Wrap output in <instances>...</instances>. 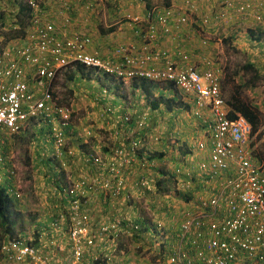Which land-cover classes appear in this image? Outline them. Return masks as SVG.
Segmentation results:
<instances>
[{
  "label": "built area",
  "instance_id": "obj_1",
  "mask_svg": "<svg viewBox=\"0 0 264 264\" xmlns=\"http://www.w3.org/2000/svg\"><path fill=\"white\" fill-rule=\"evenodd\" d=\"M59 1L63 9L61 28L44 21L45 12L29 0L34 18L25 39L18 45L3 44L0 40V131L17 133L30 120H44L56 146H61L71 111L56 104L53 84L59 74L74 66L121 81L147 79L174 84L191 98L195 116L201 117L204 111L208 113L204 132L209 140L198 144L204 157L190 177L201 183L198 212L182 222L179 249L176 256L170 257L169 264H234L239 254L264 264V166L253 155L248 122L242 117H229V108L220 90L219 66L205 60L203 70L199 71L185 62L184 55L181 61H175L168 53L153 50L150 43L157 38L155 25H150L142 36L145 43L141 48L120 47L112 57L106 58L89 53V37L75 31L68 34L70 17L65 14L69 7L65 0ZM183 1L193 8L191 0ZM250 7V2L244 3L238 12L244 14ZM172 17L171 10L155 16L164 34L170 31ZM132 21L139 24L141 19L135 17ZM185 21L184 17L178 19L179 23ZM123 153V150L115 152L119 167L127 166L130 160L121 158ZM140 161L149 164L147 154ZM95 162L101 163L99 159ZM92 182L95 185L96 181ZM83 183L76 185L77 194L74 188L69 191L73 201L50 227L53 232L67 230L70 264H97L100 257H85L86 249L94 247L103 237L117 238L120 221L102 224L98 234L93 235L88 214L82 211L76 198L83 194L80 189ZM99 184L97 188L104 192L110 188L107 182ZM119 186L120 183L115 188L116 196ZM32 242L25 235L7 238L1 246L5 264L58 263L54 250L49 249V255H43ZM57 247L63 246L57 244ZM189 249L191 254L187 255ZM108 258L104 256L105 261Z\"/></svg>",
  "mask_w": 264,
  "mask_h": 264
},
{
  "label": "rangeland",
  "instance_id": "obj_2",
  "mask_svg": "<svg viewBox=\"0 0 264 264\" xmlns=\"http://www.w3.org/2000/svg\"><path fill=\"white\" fill-rule=\"evenodd\" d=\"M14 1L15 0H0V14L4 13L5 16H8V13L15 12L16 5ZM214 1L204 0L200 2L202 8L199 10H211L213 6L212 2ZM37 2L44 4L46 8H49L50 14H52V8L55 10L58 9L54 0H37ZM66 2L69 6V13L72 17L70 25L74 24L73 28L75 29L77 27L88 29V34L92 36V39L96 40L98 39L97 36H101L100 38L108 37V28L111 26L117 27L116 22L119 23L118 25L124 26L130 24L129 18L141 16L147 10L146 3L152 9L164 6L163 0H66ZM215 5L216 3L214 2V6ZM207 6L209 7L206 9ZM252 7L253 12L248 16V20L241 18H238L237 20L235 19L238 23L231 25L229 28H225L224 26L221 27V25H219L214 30L207 29V32H202L201 35L198 32H194L189 25L185 26L184 30L183 26L175 30V32L179 34L178 41H180V44L185 41L183 43L185 48L189 49L188 52H192L190 53V56L195 65H198L202 58L206 60L209 58L216 66H219L221 74L223 71L224 76H222L221 88L223 97L226 100L232 86H226L224 83L228 78L234 77V71L239 73L238 77L232 78L235 85L242 84L247 79L252 78V74L238 70L244 64L248 62L254 63L260 72V75L264 76V0H258ZM116 14L118 15L116 17L117 19L113 18ZM256 14L263 16L262 18H259V20L256 19ZM60 16L62 17V14H60ZM235 20L233 23H235ZM8 21L9 18L5 20L4 24L8 25ZM4 24L0 21L1 34L5 32L2 31V25ZM100 29L105 31V33L107 32V34H101ZM257 37H261L260 42L256 40ZM201 38L206 40L204 45L201 44ZM117 46L118 44L114 47ZM70 71L71 70L60 74L57 78V102L59 105L68 107L72 110V125L81 127L88 126L87 132H89V134H86L85 128L84 131H82V128L79 130V134H76L73 143L71 141H66V147L68 150L65 148V151L68 152L70 150V154H64L63 157L60 158V161H57L52 154L54 148L52 142L48 138L49 135L45 136L44 130V133L38 136V133H35V129L33 128V125L36 126L35 122H29L30 124L27 125L28 128L26 126L25 131H21L18 134L1 135L0 137V156H4L7 162V164H3L5 168H0V185L6 182L7 184L11 183V188L14 190L16 189L21 194V199L15 203L14 211L16 210L20 215H16V217L14 216L13 218L12 237L17 236L18 233L22 234L25 232L28 235L32 234L36 239L38 233L35 232L34 225L38 218H42L41 213L43 212H41V209L43 207L48 209V211L44 210L47 215L42 219H50V214H54L48 205L52 202L58 204L55 203V199L61 202L60 198L50 195L51 188L53 187V184H51V175L53 170H55L54 168L57 169L56 175L59 180L64 182L65 188L68 187L69 189H72L73 186L76 187L77 183L73 184L71 181L88 178V181L91 182V179L87 177L83 171L87 168V166L85 169L82 167V164L85 163V161L82 159L80 160L79 155L71 148L72 144L75 147H81L78 138L81 139L80 141H93L95 140V136L100 144L110 145L113 144L118 137H125V140L129 142L137 135V131L135 130L130 133L124 131L120 126H117V114L119 113L120 116H122L124 112H114L117 114L114 115L112 119L107 120L102 114H104L105 110L110 107V105H108V103L105 105L106 101H102L99 104L100 106L92 105L91 102L94 101L95 94L102 90V87H99L98 81L95 79L93 81L87 79L84 80L79 76L72 81L69 79L70 77L68 76V73H70L73 78L74 75ZM104 84L106 88H103L108 91L107 93L110 92L113 96H115V94L117 95L118 91L117 89L115 90V86H110V84L106 83ZM165 86L166 85L164 84L161 85L163 88ZM164 89L166 95V87ZM123 92L131 95L130 101L134 102L133 99H135V94L130 88L125 86ZM243 92L244 95L247 96L253 104L259 108V110L263 111L262 113L264 114V77L257 81V85L253 90L244 89ZM86 93L90 95L89 99H86L84 96ZM179 95L182 100L180 101L186 103L183 96L179 93L178 97ZM83 97H85V99ZM122 100L123 98L118 96V99H115L113 103L122 106ZM185 100L188 101L186 97ZM102 103H104V105H101ZM141 106H143V103ZM129 107H131L130 104ZM157 113L158 118H156V122H154L151 127L146 128L145 136L143 137L142 135L140 138L142 141L141 147L148 146L149 148H157L158 150L162 148V150L154 151L153 153H168L162 159V165L160 167L163 171L168 172L172 169L175 161L180 160V155L178 153L174 154L173 152L169 153L166 148L171 146V141H177L179 143L185 138L184 136L189 135V137H191L192 131L198 133L200 123L199 120H196L195 117L191 115V109H174L171 112L172 115H169L170 113H166L162 108V111ZM127 115L130 116L129 114ZM142 116L143 119H145V115L141 114L140 118L133 117V120L136 123L142 122ZM107 121L112 122L111 129H107ZM148 122L150 121L145 120V123ZM161 126L162 129L160 128ZM260 131L261 140L257 142L255 138H252V141L255 142V153H259L260 156L264 157V121L260 127ZM155 137H159L157 142L154 141ZM200 139L201 137L195 142L196 145L193 149L194 155L187 158V160L193 165H197L200 158L204 157V153L197 147V142ZM41 141L44 142V146L39 150L38 156H41V159L39 160V163L36 164L31 161V157L32 154L36 152L35 146ZM106 147L108 146L106 145ZM98 155L101 156V153H98ZM47 159H50V166L47 165L48 168L43 164L44 161L47 162ZM8 170L9 173L13 172L11 176L7 172ZM7 175L11 177L12 180H7ZM53 176L55 178L54 173ZM164 187L167 188L165 195L162 194V199L157 198L156 205L152 204L153 206L151 208L149 207V211L145 209L147 204L146 200L142 199L140 202L137 201L139 204L137 207L139 206L138 211L143 213L145 219L148 221H159L168 235L172 229L171 227L169 228V224L175 220L172 219V215L175 212L177 214L183 213L187 206L183 204V201L180 202L178 200V197L180 196L178 195L179 192L174 191L175 189L173 188L171 181L165 184ZM159 192L162 193L161 186ZM50 224L51 222L49 223V226ZM148 236L151 240L153 238L152 241L154 243L156 242L155 246L151 248H148L149 245L147 243L142 244V242L139 241L132 242L127 240L126 237H123L120 240L121 252H118L116 256L114 255L112 257L114 264H166L167 258L162 262V260H155L153 256L158 253L160 245L164 240H167V243L172 244L171 236L165 238L166 236H162L159 232H156L155 234L150 233ZM6 237L7 233L0 225V247ZM1 261L2 257L0 254V263Z\"/></svg>",
  "mask_w": 264,
  "mask_h": 264
},
{
  "label": "trees",
  "instance_id": "obj_3",
  "mask_svg": "<svg viewBox=\"0 0 264 264\" xmlns=\"http://www.w3.org/2000/svg\"><path fill=\"white\" fill-rule=\"evenodd\" d=\"M35 2V0H31ZM165 1V6H168L169 3L167 0ZM15 12L8 13V16H5L4 13L0 14V21L2 24H4L5 20L9 18L8 25H2L3 27H6L8 32L2 34L6 41L9 40H20L24 39L27 31L30 27H32V22L34 18V13L29 7V0H15ZM40 10H44L42 7L38 6ZM1 13V12H0ZM100 33L107 34V32L110 34L114 31V27H110L107 32L100 29ZM137 36V35H136ZM139 38V36H138ZM261 37H257L256 40L260 42ZM241 72L250 73L252 74V78L247 79L242 84L235 85L232 78L238 77L239 73L237 71L233 72L232 78H228L224 84L226 86H232L230 89V93L227 96V105L230 109V118H237V117H243L248 124L251 127V137L255 138L257 142L261 140V131L260 127L263 124V117L264 114L263 111L259 110L257 106L253 104V102L244 95L243 90H253L255 86L257 85V81H259L263 75H260V72L258 71L256 65L252 62H248L244 64L240 69ZM76 71L78 72L81 77H86L88 80L92 79L90 78V72H86L82 67H77ZM261 77V78H260ZM70 80H74L73 76L69 78ZM99 79V84L105 85L102 80ZM96 80V79H95ZM114 82L115 80H111ZM166 86V95H165V87H161L160 84L152 83L147 80L138 79L131 82V89L139 90L140 93L144 96H142L147 103V106L155 111L158 110L160 106H164L165 112L170 113L173 111L174 108H180V109H191V106L181 102V96L178 94L180 93L177 87L174 84L171 83H164ZM233 84V85H232ZM118 87V86H117ZM118 94H120L119 88H117ZM158 92L157 97H154V93ZM168 93V94H167ZM181 94V93H180ZM182 95V94H181ZM123 96V95H121ZM180 98V99H179ZM181 100V101H180ZM149 102V104H148ZM112 107V106H111ZM111 108H107L102 114L104 118L107 120H110L112 118L111 115H113V110H110ZM101 115V116H102ZM116 124L117 126H120L122 129L123 127V121L124 119L122 116L119 115V117L116 118ZM71 121V117H70ZM156 121V119H155ZM39 125L42 126L44 124V130H45V136L49 135L48 138L52 142L53 141V135L51 132L50 127L46 126V122L44 120H39ZM133 126V122L129 121L128 123H125L126 128H131ZM44 130L42 128H39L35 130V133H38V136L40 134L44 133ZM144 131L146 129L144 128L142 131L137 133L136 137L132 139L131 141L125 140V137H118L113 144V150L112 152L107 155V157L104 159V163L95 162L96 158H94L92 155L91 157L87 158L85 161V167L87 166L86 170L88 174L86 173V176L89 177L92 181H96L95 185H92L93 182H88V178H84V180H81L80 182H84L81 184V190L82 195L76 196V198L79 199V203L81 206V209L84 212H87L88 217L90 219V224L93 227V235H97L99 232V229L102 224H110L114 220H119V232L120 235L122 234V238L126 237L127 240L132 242H142L147 243L149 245L148 248H151L154 246V242L149 238V234H155L158 231V227L155 223H150L145 217L142 215L143 219L140 217L141 214L138 211L137 205L140 200H146L147 205L151 208L153 205H156L157 202V195L155 192H159V188L161 186L162 194L167 189L163 187L167 182H170L168 179H173L174 175L170 172L163 171L160 169V167H157L158 165L153 166L152 164L156 163L158 164V161L163 158L165 155L164 153H152L151 157L148 159V163L142 164L141 158L144 156V150L145 147H141V143H138L141 141V136H144ZM5 134L3 133L2 136ZM35 135V134H34ZM113 136V135H112ZM1 137V136H0ZM254 139V141H255ZM134 143H138L137 147H133ZM251 145L254 146L255 142L251 141ZM110 147V146H109ZM83 149V146H81ZM107 148L108 147H104ZM179 149L181 156V160H176L175 164L173 166V170H179L181 171V167H186L188 170L197 171L198 164L193 165L190 161L187 160V158L190 156L192 157V151L190 148L184 147V143L179 142ZM118 150H123V156L121 158H130L128 165L118 166V158L114 153ZM178 152V151H177ZM259 155V153H258ZM89 156V155H88ZM264 159L263 156H260ZM112 162L111 168H113V171L111 168H109L108 162ZM43 164L47 167V165L50 166V159H47V162H43ZM48 168V167H47ZM151 177H158L155 179H152ZM93 178V179H92ZM160 178V179H159ZM51 181L53 186H61L60 182L57 180H54L51 176ZM107 182L109 185L108 191L104 192L101 189H98L97 186L100 185L99 183ZM120 183L119 186V193L116 196L115 195V188L117 187V184ZM162 183V184H161ZM56 187V190H57ZM165 189V190H164ZM56 197V194L53 195ZM58 197V195H57ZM60 198V197H58ZM61 202L55 199V203H58L60 205V208L63 205H68L69 201L72 200L71 198H64L61 197ZM66 199V200H65ZM96 202L94 203V201ZM93 204H91V202ZM138 201V202H137ZM99 205V206H98ZM65 207V206H63ZM117 208V211H116ZM154 208V207H153ZM62 213H66L65 211ZM20 214L17 212H14V204L12 203L11 199L8 196L7 189L5 187L0 186V225L4 229V231L8 235H12V229H13V218ZM56 235H61L67 239V230H59L55 232ZM61 233V234H60ZM61 237L63 240L64 238ZM110 237V236H109ZM38 238V236H36ZM97 238V237H96ZM121 238V239H122ZM35 239V238H34ZM65 239V240H66ZM98 239V238H97ZM178 242L174 246V244L167 243V240H164L162 244L160 245L159 251L157 254H154L153 258L156 260H162L165 261L167 256L173 255L176 256L178 252ZM31 245L41 254L43 255H49V249H45L44 245H42L38 239H35L31 243ZM65 248L67 249L66 256H62L63 259L60 256V252L56 251L55 246L53 245V248H55L56 257L61 263L69 264L70 263V254H69V248L70 246L66 244L65 242ZM121 245L118 246V251H120ZM101 251V247H95L91 248L88 247L86 250V254L88 257H91L93 254H99ZM63 252V251H62ZM61 252V253H62ZM191 254L190 249L188 250L187 255ZM100 264V263H97Z\"/></svg>",
  "mask_w": 264,
  "mask_h": 264
},
{
  "label": "clouds",
  "instance_id": "obj_4",
  "mask_svg": "<svg viewBox=\"0 0 264 264\" xmlns=\"http://www.w3.org/2000/svg\"><path fill=\"white\" fill-rule=\"evenodd\" d=\"M164 1V0H163ZM168 1V3H169V5L168 6H165V1H164V6H160V7H158V8H150L149 7V5L146 3V6H147V10L141 15V16H135V17H139L140 19H141V22L139 23V24H137V23H135V22H133L132 21V19L133 18H135V17H133V18H129V25L130 26H132V27H134V32H135V35H137L136 37H137V40H138V45H126V44H121V45H118V47L114 50V54H115V51L118 49V48H120V47H129V46H133V47H135L136 49L137 48H141V46H142V43H145V42H143V40H142V36L143 35H145L146 34V32H147V28L150 26V25H155V27H156V29H157V38H156V41H151V43L150 44H152L151 46H152V49L153 50H160L161 52H166V53H168L169 55H170V59L172 60V58L175 60V61H181V59H182V56L184 55L185 57H186V60H185V62H187V64L188 65H190V66H194L195 68H197L199 71H202L203 70V63H204V61L206 60V59H204V58H202V59H204V60H202L201 59V61H199V64L198 65H195L194 64V62H192V59H191V56H190V53H185V52H183L184 51V49H186L185 48V45L182 43V44H180V41H178L179 40V34L178 33H176L175 32V30L176 29H179L180 27H182L183 26V30H184V27L185 26H187V25H189L190 27H191V29L194 31V32H198L200 35L202 34V32L203 33H206L207 32V29H210V30H214L215 28H217L219 25H221V27H225V28H229V27H231V25H234V24H237L238 22H236V20L238 19V18H241V19H245V20H248V16H250V13L251 12H253V7L252 6H254L255 4H256V2L258 1V0H216V1H214L215 3H216V5L214 6V2H212V4H213V6H212V8H211V10H206V11H202V10H199L200 8H202V5H201V0H191V6L193 7L192 9H190V7L188 6V5H186L185 4V2L183 1V0H167ZM260 1V0H259ZM59 2L60 1H58V0H54V3L56 4V6L58 7V11H59V13H58V16H59V21H61V16H60V14L62 13V11H63V9L60 7V5H59ZM65 2H66V0H65ZM247 2H250V9H248V11L246 12V13H244V14H241V13H239L238 12V9L240 8V6H242L244 3H247ZM35 3L38 5V6H40V7H42L44 10V12H45V14H46V17H47V15L48 14H50V10L48 9V8H46L45 6H44V4H40L39 2H37V0H35ZM67 3V2H66ZM67 6H68V4H67ZM30 7V6H29ZM69 7V6H68ZM32 9V8H31ZM206 9H207V7H206ZM70 10V9H69ZM68 10V16L70 17V23H71V20H72V17H71V14L69 13L70 11ZM167 10H171L172 11V21L169 23V28H170V31H169V33L168 34H164L163 33V31H162V27H161V25L160 24H158V22H157V19L155 18V16L156 15H161V14H163L164 12H166ZM33 11V10H32ZM52 17H53V14H50ZM148 15L150 16L149 18H148ZM257 16L256 17H259V18H262V16L263 15H260V14H256ZM56 16H57V14H56ZM180 17H184L185 19H186V21L184 22V23H179L178 22V19L180 18ZM128 18V17H127ZM236 19V20H235ZM257 19V18H256ZM43 20L44 21H47V22H50V21H48L49 20V18H43ZM235 20V23H233V21ZM260 20V19H259ZM258 20V21H259ZM263 23V22H262ZM263 25V24H262ZM69 26H70V24H69ZM264 26V25H263ZM111 27H114V26H111ZM31 28L32 27H30L29 29H28V31H27V34H28V32H29V30H31ZM109 29V28H108ZM264 29V28H263ZM182 30V31H183ZM2 31H5V32H3L2 34H4V33H6V32H8V30H7V28H2ZM1 31V32H2ZM75 32H77V31H75ZM1 33H0V40H1V43H3V44H7V43H9V42H12V41H14V40H9V41H6L5 40V38H4V36L2 35ZM27 34H26V36H27ZM83 34V33H82ZM102 34V33H101ZM83 35H85V34H83ZM89 35V36H88ZM88 35H85V36H87V37H89L90 38V43H91V35L90 34H88ZM25 36V37H26ZM138 36H139V38H138ZM25 39V38H24ZM24 39H20V40H24ZM21 41V42H22ZM160 41H162V43H165V42H170V43H173L174 45L173 46H175V50L174 51H172V52H170L169 50H167L166 48L164 49H160V48H158L157 47V43L158 42H160ZM201 44L202 45H204V43L206 42V40H204L203 38H201ZM190 60V61H189ZM207 60H210L209 58L207 59ZM210 61H212V60H210ZM213 62V61H212ZM77 67L78 66H74L72 69H73V75H74V80H75V77H80V78H82V79H87L86 77L84 78V77H81V75H79L78 74V72L76 71V69H77ZM80 67V66H79ZM69 70H71L70 68H68L67 70H65L64 72H62V73H65V72H67V71H69ZM221 70V69H220ZM87 73L88 72H90V78H92V79H90L89 81H93L94 79H96V81H98L99 79H97V78H100V80H102V82H104V83H106V84H110V86H115V90L117 89V88H119V91H120V93H122V97H124V99H125V101L126 100H130L131 99V95H128V94H126V93H124L123 92V89H124V87L125 86H127L128 88H130V90L135 94V98H137L138 96L136 95V92H135V90L133 91L132 89H131V82L132 81H134V80H132V81H121V80H117V79H115V78H111V77H107V76H104V75H101V74H96L94 71H91V70H89V71H86ZM61 73V74H62ZM60 75V74H59ZM58 75V76H59ZM58 76H57V78H58ZM68 76L70 77L71 76V74L70 73H68ZM222 76H224V74H223V71H222V74H221V77H220V90H221V94H222V88H221V82H222ZM57 78L55 79V81H54V84H53V87H54V89H53V96H54V98H55V102H56V104L57 105H59L58 104V102H57V99H58V96H57V93H56V81H57ZM88 80V79H87ZM111 80H115L114 82H112ZM135 80H138V79H135ZM143 80H147V79H143ZM147 81H149V82H152V83H157V84H160V85H162V84H164V83H162V82H156V81H152V80H147ZM99 82V81H98ZM165 85V84H164ZM118 86V87H117ZM99 87H105L106 88V86L104 85H100L99 84ZM105 88H103V90L100 92V94L101 95H103V96H106V95H109V93H107L108 91L105 89ZM109 90V89H108ZM181 94H182V96H183V99H184V101L186 102L185 104H187V105H189V106H191L192 108V112H191V115L193 116V117H195V119L196 120H199V123H200V125H202L203 123H204V119L206 118V116H208V113L207 112H202V116L200 117H198V116H195L194 115V112H195V107H194V105H193V103L191 102V98H188L187 96H185L181 91H179ZM118 94V93H117ZM156 94L158 95V92H156ZM157 95H156V97H157ZM140 96H143L141 93H140V95H139V97ZM222 96H223V94H222ZM144 97V96H143ZM155 97V96H154ZM185 97L188 99V101H186L185 100ZM224 98V97H223ZM143 99V101H144V103H143V105H144V107H145V104H147L146 102H145V100H144V98H142ZM134 100V102L133 103H135L136 104V100L135 99H133ZM224 100H225V102H226V99L224 98ZM130 102H132V101H130ZM148 104H149V102H148ZM226 105H227V102H226ZM59 106H61V105H59ZM228 106V105H227ZM61 107H65V106H61ZM160 107H162L163 109H164V106H160ZM65 108H68V107H65ZM108 108H112V107H108ZM149 108V107H148ZM229 108V107H228ZM70 111H71V113H70V117H71V115H72V110L70 109V108H68ZM150 109V108H149ZM174 109H178V108H174ZM173 109V110H174ZM180 109V108H179ZM148 110V109H147ZM146 110V111H147ZM165 110V109H164ZM145 110H137V112H140V114H146V117H145V119H143V116H142V122H135L134 120H133V117H138V118H140V116L141 115H139L138 113H133V110H131L130 109V111L129 112H127V111H122V112H120V113H123L122 114V118L123 119H125V118H128V121L127 122H125V121H123V127H124V131H127V132H132V131H137V133H139L140 131H142L144 128L146 129V128H149V127H151V125L152 124H154V122L153 121H151V120H149V119H151V117L147 114V112H146ZM149 111V110H148ZM150 112V111H149ZM168 113V112H167ZM127 114H129L130 116H128ZM150 114V113H149ZM170 114H171V112H170ZM120 115V114H119ZM119 115L117 114V117H119ZM172 115V114H171ZM229 117H230V109H229ZM238 118V117H237ZM243 118V117H242ZM155 119V118H154ZM232 119H235V118H232ZM145 120H149L150 122H148V123H145ZM129 121H132L133 122V126L131 127V128H126V126H125V123H128ZM29 122H39V120L38 121H33V120H30V121H28L26 124H25V126H24V128L23 129H21L19 132H17V133H10V132H6V131H0V136L4 133L5 135H12V134H18V133H20L21 131H24V129L26 128V126L28 125V124H30ZM156 122V121H155ZM42 125H44V124H42ZM45 126V125H44ZM72 126V123H71V121L69 120V126L66 128V130L64 131V135H63V143H62V145L61 146H56V144H55V142H54V139H53V141H52V144H53V147L55 148V149H57V152H56V155L55 154H53L54 155V157H55V159L57 160V161H60V158L61 157H63V154H66V153H71L70 152V150L68 151V152H66L65 151V153H63V148L66 146V137L68 136V133H67V131H68V129L70 128ZM161 129H162V126L160 127ZM202 129V127L200 126V129H199V131H198V134L196 135V138H194V140H193V144H192V146H191V151H192V156L194 155V153H193V149H194V147H195V145H196V140L199 138V137H201V139L197 142V147H198V144L200 143V142H203V143H207L208 142V137L206 136V134H205V132H204V130L200 133V130ZM88 134H89V132H88ZM144 136H145V134H146V131H144ZM143 136V137H144ZM159 140V137H155L154 138V141L155 142H157ZM251 141H252V137H251ZM173 142V143H172ZM140 143H142V141H140ZM250 145H251V142H250ZM251 147L253 148V155H254V157H255V159L259 162V163H261L263 166H264V159L263 158H261L260 157V155H258V153H255V147L254 146H252L251 145ZM153 150V151H152ZM160 150H162V148L160 149ZM160 150H158L157 148H149L148 146H146L145 147V150H144V155L145 154H147V159H149L150 157H151V154L154 152V151H160ZM166 150L169 152V153H174V154H179L180 152V149H179V143L177 142V141H171V146H169L168 148H166ZM178 151V152H177ZM57 153H59V154H57ZM61 153H63L61 156H60V154ZM162 153H164L165 155L166 154H168V153H166V152H162ZM116 154L114 153V156H115ZM164 155V156H165ZM85 157H87V158H89V157H91L90 155L89 156H87V155H84ZM93 156V155H92ZM164 156H163V158H164ZM94 158H96V159H99L100 161H101V163H104V157L102 156V154H101V156L100 155H97V156H93ZM86 158V159H87ZM162 158V159H163ZM179 158H180V160H181V156H179ZM0 159H1V163H0V168H5V166H3V164L4 163H6L7 164V162H6V158L4 157V156H0ZM162 159H161V161L159 160L158 161V164H156V165H158L159 167H161V165H162ZM85 161V160H84ZM108 164L109 165H111L112 164V162H111V160H110V162H108ZM157 166V167H158ZM174 166V165H173ZM55 170H53V173L55 174V178H54V176H53V173H52V177H53V179L54 180H57V181H59L60 182V184H61V186H59L58 185V187L57 186H53L52 188H51V192L53 193V194H56V197H57V195H58V197H64V198H71V196L70 195H68L69 194V191L70 190H72V189H69L68 187L67 188H65L64 187V182L63 181H61V180H59V178L57 177V175H56V171H57V169L56 168H54ZM181 169V171H179V170H173V167H172V169L171 170H169L168 172H170V173H172L173 175H174V177H173V179H168L169 181H171V183L173 184V188L175 189L174 191H177V192H179V194L178 195H180L179 197H178V200L180 201V202H182L183 201V204H185L187 207H185V210H184V212L183 213H174L172 216H173V218L172 219H175L173 222H171L170 224H169V228L171 227L172 229H171V231H170V233L167 235V232H165L164 231V228H162V224L159 222V221H152V220H149V222L150 223H155L156 225H157V227H158V231H159V233H161V235L162 236H166L165 238H167L168 236H171V240H172V243L174 244V246L176 245V243L178 242V238H179V234H180V230H181V224H182V222L186 219V217L188 216V215H190V214H195L196 212H198V207H197V205H198V197H199V195H200V191H201V183L200 182H195L194 181V179H193V177H192V179L190 180V177L196 172L195 170H192V171H190V170H188L186 167H181L180 168ZM8 173H9V170L7 171ZM87 174H88V172H86ZM10 174V176L13 174V172H10L9 173ZM152 179H155V178H158V177H151ZM6 179L7 180H12V178L11 177H9L8 175H7V177H6ZM93 179V178H92ZM160 179V178H159ZM84 180V179H83ZM81 180H76V181H71V183H77V184H79V182H80ZM52 182V181H51ZM88 182H90V181H88ZM167 183H169V182H167ZM166 183V184H167ZM4 184H7V182L6 183H4ZM4 184H2V185H4ZM162 184V183H161ZM2 185H0V186H2ZM11 183H8L7 185H4V186H2V187H5L6 189H7V193H8V196H9V198L11 199V201H12V203L14 204V208H15V203L18 201V200H20L21 199V194H20V192H18L16 189L14 190L13 188H11ZM56 187H57V190H56ZM164 187V186H163ZM72 188H74V190H75V192H74V194H77L78 193V191L75 189V187L73 186ZM162 190V189H161ZM166 191V190H165ZM165 191H164V195H165ZM156 193V195H157V197L158 198H161L162 199V193H160V192H155ZM183 195V197H182V195ZM172 194V193H171ZM51 195V194H50ZM163 195V196H164ZM187 195V196H186ZM163 198H165V197H163ZM50 199V198H49ZM160 199V200H161ZM66 200V199H65ZM70 202V201H69ZM68 202V203H69ZM63 206H65L66 207V205H63ZM61 207L60 208V205H58V207H59V211H60V213L55 217V218H53L52 219V221H55V220H57L58 219V217L62 214V212H64L65 210V207ZM147 211H149L150 210V208H149V206L146 204V208H145ZM16 211V210H15ZM14 211V212H15ZM83 211V210H82ZM17 212V211H16ZM17 213H19V212H17ZM87 213V212H86ZM142 215L144 216V214H141L140 215V217L143 219V217H142ZM171 216V217H172ZM51 221V222H52ZM152 221V222H151ZM176 226V227H175ZM175 227V228H174ZM51 232L52 233H55V232H53L52 231V229H51ZM19 235H25V236H30L32 239H33V241H35V239H34V237H33V235L31 234V235H28L27 233H18V235L17 236H19ZM17 236H15V237H17ZM15 237H12V235H8L7 234V237L5 238V240L7 239V238H15ZM121 238H122V234L120 235V232L118 233V237L117 238H111V237H109V236H107V237H103V239L101 240V241H97L96 242V244H95V246L94 247H91V248H95V247H98V246H100L101 247V251H100V253L99 254H93V255H98L99 257H100V260L97 262V263H100V264H114V262H113V260H112V257L115 255L116 256V254L119 252L118 250V246L120 245V240H121ZM97 239V238H96ZM4 240V241H5ZM3 241V242H4ZM3 242H2V244H3ZM2 244H1V246H2ZM57 244H60V245H62L61 243H56V251H58V252H62V251H64L65 250V247L66 246H64V245H62L64 248H63V250H61V248H58L57 247ZM155 244H156V242H155ZM155 244H154V246H155ZM58 249V250H57ZM87 250V249H86ZM0 254H1V257H2V261H1V263L0 264H5V262H4V257H3V254H2V252H1V247H0ZM92 255V256H93ZM105 255H107L109 258H108V260H106L105 261V259H104V256ZM173 255H171V253H170V255H168L167 256V260H166V264H169V260H170V257H172ZM60 257V256H59ZM85 257H88L87 256V254H86V252H85ZM70 264V263H69ZM234 264H261L260 262H258V261H255V260H251V259H249V258H247L244 254H239L238 255V258H237V261L234 263Z\"/></svg>",
  "mask_w": 264,
  "mask_h": 264
},
{
  "label": "crops",
  "instance_id": "obj_5",
  "mask_svg": "<svg viewBox=\"0 0 264 264\" xmlns=\"http://www.w3.org/2000/svg\"><path fill=\"white\" fill-rule=\"evenodd\" d=\"M202 1H204V0H201V2ZM205 1H210V0H205ZM212 1H214V0H212ZM208 7L209 6H207V8ZM58 13H59L58 9L55 10V9L52 8L53 17L50 14H48L47 17H45V18H49L48 21L55 23L58 27L61 28V23L59 21ZM56 14H57V16H56ZM117 16L118 15L116 14L113 18H116ZM118 24L119 23L116 22L117 27L114 26V31L112 33H110L108 35V37H106V38H100L101 36L100 37L97 36V38H98L97 40L96 39H91V43H90V45L88 47V52L89 53H98L100 56L106 58V57H112L114 55V50L118 47V46L117 47H114V46H116V44H118V45H120V44L138 45V40H137V37H136L135 32H134V27L130 26L129 24L128 25H124L123 24L124 26H120ZM73 27H74V24H71L68 27V34L71 33V32L77 31V32L83 33L85 35H88V32H89L88 29H82L81 27H77L75 29ZM21 41L22 40L16 39V40H14L12 42H9V43L10 44H14V45H18ZM156 45H157L158 48H160V49H163V48L165 49L166 48L170 52H172V51L175 50V46H173L174 44L173 43H170V42L169 43L168 42L162 43V41H160ZM188 50L189 49H184L183 52H185L186 54L187 53H192V52H188ZM70 69H71L70 72H73V69L72 68H70ZM102 90H103V88H102ZM100 92L97 93V94H95V97H94V101L93 102H91V101H89V102H91L92 105H94V106H100L99 104L102 101H106L105 105H107V103H108V105H110V107L112 106V108L110 109V110H113L112 117H114V115L117 114V113H114V112H122V111L129 112L130 109H131V110H133V113H138L139 115H141L140 112H137V110H140L141 109V110H145L146 111L148 109L150 112L148 110L146 112L151 117V119H149V120L155 122V119L158 118L157 117V115H158L157 112L162 111V107H159L158 110L153 111V110H151V109L148 108L147 104H145V107H144V105L141 106V104L144 103V101L142 99L143 98L142 96L139 97V95H140V91L139 90H135L136 95L138 96L137 98H135L136 104L133 103V102H130V100H126L125 101L124 97L121 96L122 93L117 94V95L115 94V96H113V94L109 93V95L103 96V95L100 94ZM156 95L157 94L154 93V96L155 97H156ZM84 96L86 97V99H89V96L90 95H88L86 93V94H84ZM118 96H121L123 98V100H122V103H123L122 106H118V105H115L113 103V101L115 99L116 100L118 99ZM85 97H83V98L85 99ZM129 104H130L131 107H129ZM132 104H133V109H132ZM101 105H104V103H102ZM192 109H191V112L193 111ZM118 115H119V113H118ZM144 115L146 117V114H144ZM169 115H171V114H169ZM35 123H36V126L33 125V128L35 130H37L39 128H42L44 130V126L43 125L41 126V125H39V123H37V122H35ZM111 123H112L111 121H107L106 122L107 129H111L112 128V124ZM200 126L202 127V129L200 130V133H201L205 129V126L206 125H205V123H203ZM27 128H28V126H27ZM82 128H83L82 131H84V128H85L86 134H88V132H87L88 131L87 130L88 129V126L87 127H81V126H77V125H72L68 129V131H67L68 136L66 137V141H71L73 143V140L76 138V134H79V130L82 129ZM24 131H25V129H24ZM195 134L197 135L198 133L197 132L195 133L194 131H192L191 132V137H189V135L184 136L185 138H183L181 140V143L182 142L184 143V147L191 149V146L193 144V140H194V138H196L195 137ZM78 139H79L78 142L81 143L80 146H83V149L81 147L80 148L75 147V146H73V144H72L71 148L74 151H76V153L80 157V160L82 159V160H85L86 161V158L87 157H85L84 155H87V156L88 155L97 156L98 153H101L102 156L104 158H106L107 155H109L112 152V150H113V146L111 144L110 145L109 144L102 145V144H100V142L98 141V139L95 136H94V139L95 140H93V141H87V140L80 141L81 139L80 138H78ZM106 145L108 146V149L107 148H103V146L106 147ZM43 146H44V142L43 141H41L39 144H37L35 146L36 152H34V154H32V157H31V161L32 162H35L36 164L39 163V160L41 159V156H38V153H39L40 148L42 149ZM65 148L68 150V148L65 146L62 149L63 150V153H65ZM53 150H54V152H52V154H55L56 155L57 149L54 148ZM63 153H61L60 156ZM57 154H59V153H57ZM82 167H83V169L86 168L84 163L82 164ZM83 171L85 172L84 174H86L87 171H85V170H83ZM51 195H55V194H53L51 192ZM90 202H91V204H93L92 201H90ZM95 202H96V200L94 201V203ZM48 207L50 209H52V211L54 212V214L53 213L50 214L51 215V218L50 219L49 218L48 219H42V218H45V216L47 215V213H45L44 210H47L48 211V209H46L45 207H43L41 209V212H43V213H41L42 214V218H38V220L36 221V224L34 225V227H35V232L38 233V238H36V239H38V241L42 245H46V247L48 249L54 250L55 249V248H53L54 242L61 243L62 245L65 246V242H66L65 239L66 238L63 237V236H61V235L60 236L59 235H56V233H52L50 231L49 223L52 221L53 218H55L60 213V211H59L58 204H54L53 202L50 203L48 205ZM116 211H117V208H116ZM61 237H63L64 239L62 240ZM61 250H63V247L61 248ZM66 253H67V249L65 248V250L62 253L60 252V257L63 259L62 256H66L65 255ZM57 264H65V263L64 262L61 263L60 261H58Z\"/></svg>",
  "mask_w": 264,
  "mask_h": 264
}]
</instances>
